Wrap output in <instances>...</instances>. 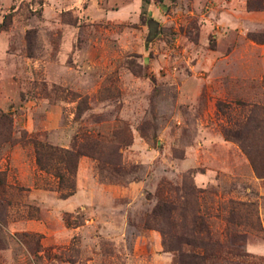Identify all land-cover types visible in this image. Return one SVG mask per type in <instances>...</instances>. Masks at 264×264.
<instances>
[{
	"label": "rangeland",
	"instance_id": "374dc122",
	"mask_svg": "<svg viewBox=\"0 0 264 264\" xmlns=\"http://www.w3.org/2000/svg\"><path fill=\"white\" fill-rule=\"evenodd\" d=\"M239 133L264 167V0H0V264H175L194 207L206 264H264ZM75 135L100 144L63 198L29 140Z\"/></svg>",
	"mask_w": 264,
	"mask_h": 264
},
{
	"label": "trees",
	"instance_id": "16d2710c",
	"mask_svg": "<svg viewBox=\"0 0 264 264\" xmlns=\"http://www.w3.org/2000/svg\"><path fill=\"white\" fill-rule=\"evenodd\" d=\"M217 109L221 110L219 104H217ZM224 135L227 137L226 133H224ZM244 138L245 137L240 133L233 136V139L240 143V147L250 159L254 172L258 176H264V167L258 168L255 166L252 157L249 155V150H247L246 144L243 142ZM29 141L33 146L34 160L37 167L44 172L50 173L56 179L55 190L58 192L59 196L63 198L69 196L74 191V177L78 158L81 155L93 154L94 147L100 144L99 140L93 139L87 135H81L78 139L77 135H75L68 148L54 146L37 140ZM87 149H92V152L90 153ZM191 189L200 191V189H196L192 186ZM177 208L178 206L174 205L171 200L168 198L164 199L162 194H160L150 215L157 217L160 221H165L164 223H171V216ZM186 212L187 208L185 206L182 207V211L179 212L182 216L183 224L186 222ZM189 215H191L190 222H193L192 231H203L204 234L199 235V237L196 235L190 240H183V243L191 247V249L190 251H178L174 257V262L175 264H206L207 260L218 251L219 242L209 239L206 223L202 217L200 218L196 214L195 207L193 209L191 208V213H189ZM145 225L150 227L151 224L146 222ZM159 229L163 232L161 227ZM169 250L176 251L177 248L172 247L169 248Z\"/></svg>",
	"mask_w": 264,
	"mask_h": 264
}]
</instances>
